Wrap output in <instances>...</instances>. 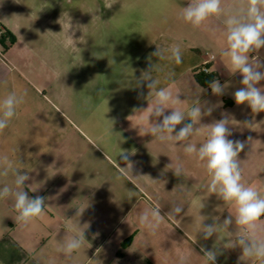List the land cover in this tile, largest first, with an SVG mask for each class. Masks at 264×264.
I'll use <instances>...</instances> for the list:
<instances>
[{
    "label": "crops",
    "instance_id": "crops-1",
    "mask_svg": "<svg viewBox=\"0 0 264 264\" xmlns=\"http://www.w3.org/2000/svg\"><path fill=\"white\" fill-rule=\"evenodd\" d=\"M136 1L140 4L133 9L142 13L144 47L137 58L129 59V71L113 79L115 72H65V53L61 68L52 59L47 72L22 71L14 54L22 32L6 0H0V28L6 36L0 39V98L14 90L26 93L25 103L0 133V156L16 161L29 175L25 191L30 197L46 198L44 214L28 225L17 221L12 198L0 200V264H179L182 254L189 256V264H205L202 246L217 250L216 264H258L241 260L242 250L231 248L235 226L229 228L232 235L218 228L213 237L203 239L200 224L222 222L233 209L207 191L210 177L204 164L183 151L184 142L140 136L136 126L147 113L134 112L155 99L154 91L148 96L146 84L136 86L141 70L155 65L152 76L160 81L158 87L179 92L181 110L186 112L198 101L216 105L201 124L225 115L231 118L229 139L246 144L238 157L242 182L256 185L264 194V112L253 114L247 105L235 104L232 93L241 87L242 77L229 73L222 55L227 48L224 21L246 6L244 0H221L223 14L198 28L179 15L189 0ZM12 36L15 44L8 47ZM173 44L182 50V63L152 55L156 47ZM210 50L218 57L209 75L229 84L219 97L196 78ZM29 53L38 57L31 48ZM259 55L264 59V49ZM125 57L116 53L109 61H129ZM203 140L197 133L188 142L199 145ZM121 149L131 153L132 170L121 172L126 167ZM177 163L184 169L181 177L171 170ZM14 179L11 171L0 174V188L15 189ZM153 203L160 204L162 215L175 205L183 207L174 219L165 217L155 235L138 223V214ZM78 210L84 211L77 215ZM82 233L85 244L71 257L56 251L65 239Z\"/></svg>",
    "mask_w": 264,
    "mask_h": 264
},
{
    "label": "clouds",
    "instance_id": "clouds-1",
    "mask_svg": "<svg viewBox=\"0 0 264 264\" xmlns=\"http://www.w3.org/2000/svg\"><path fill=\"white\" fill-rule=\"evenodd\" d=\"M116 2L117 0H110L105 7L111 8ZM244 3L245 7L228 15L224 21L227 48L222 55L229 73L231 75L238 73L242 77L241 87L232 93L235 104L247 105L253 114H259L264 112V87L260 86L264 81V59L259 55L261 49H264V0H244ZM222 14L221 0H189L188 5L181 8L179 15L184 22L198 28L210 17H219ZM57 22L62 27L60 32L63 33L62 46L65 49L78 50L77 40L74 39L75 29H72L68 13L61 16ZM152 55L158 59L173 60L176 64L182 63V50L178 44L167 48L156 47ZM154 67L155 65H152L147 70H141V75L136 80L138 88L146 84L149 90L148 96L153 91L155 94L154 101L148 103L146 109L134 110L135 113H147L142 117V123L136 126L139 128V135H151L161 142L173 141L178 145L184 142L183 151L204 164L210 177L206 185L207 191L233 209L222 222L214 221L210 225L201 223L200 233L203 239L208 240L213 237L218 228L232 235L233 231H229V228L235 226V240L231 248L239 247L242 250L241 260L247 258L258 264H264V219H262L264 194L256 185H246L242 182L243 170L238 157L246 146L245 142L229 139L232 135L231 118L227 115L210 124H201L202 118L211 116L216 105L198 101L196 106L186 112L181 110L178 106L183 100L179 98V92L174 93L170 87H158L160 81L152 76ZM208 86L212 94L218 97L226 94L229 88L228 83L221 84L218 79L210 81ZM25 97L24 91L14 90L0 98V133H3L17 115V109L25 103ZM167 110L171 111L167 112ZM245 124L251 123L245 122ZM179 125L183 126L177 130ZM197 133H202L203 142L199 145L189 143L190 138ZM119 155L126 164V167H121V172L125 168L132 170L133 164L129 161L131 153H125L121 149ZM171 164L168 166L171 167ZM0 168H3L0 174L7 176L11 171L15 177V189L8 185L0 188V200L8 198L14 200L13 206L18 213L16 219L24 225L40 218L44 214L46 198L42 196L32 198L25 191L26 182L30 179L29 175L26 172L22 173V168L17 166V162L6 155L0 156ZM171 170L177 177H181L184 172L180 163ZM182 211L183 207L175 205L166 215H162L160 204L153 203L151 207L138 214V223L149 234L155 235L159 232L165 217L174 219ZM82 212L78 210L77 215ZM85 241L84 233L75 235L65 239L56 251L71 257L83 247ZM201 252L205 264H216L218 256L216 249L206 250L202 246ZM179 264H189V256L182 254Z\"/></svg>",
    "mask_w": 264,
    "mask_h": 264
},
{
    "label": "rangeland",
    "instance_id": "rangeland-1",
    "mask_svg": "<svg viewBox=\"0 0 264 264\" xmlns=\"http://www.w3.org/2000/svg\"><path fill=\"white\" fill-rule=\"evenodd\" d=\"M108 2L110 0H6L11 19L22 32V41L14 50L17 66L24 72L31 68L47 72L46 64L52 59L61 68V57L65 53V72H115L113 79L120 78L121 72H128V64L133 63L129 59L137 58L143 50L142 13L135 9L140 4L136 0H117L111 8L105 7ZM67 13L75 29L74 39L79 48L75 51L65 49L61 43L62 27L57 21ZM7 40L8 47L15 44ZM101 40L104 43H100ZM30 48L37 58L35 54L30 55ZM116 53L123 54L129 61H109Z\"/></svg>",
    "mask_w": 264,
    "mask_h": 264
},
{
    "label": "built area",
    "instance_id": "built-area-1",
    "mask_svg": "<svg viewBox=\"0 0 264 264\" xmlns=\"http://www.w3.org/2000/svg\"><path fill=\"white\" fill-rule=\"evenodd\" d=\"M3 30L0 28V39L3 35ZM0 54L3 52L0 50ZM218 55L215 51L210 50L206 53L203 63L196 70V74H210V65L217 59Z\"/></svg>",
    "mask_w": 264,
    "mask_h": 264
},
{
    "label": "trees",
    "instance_id": "trees-1",
    "mask_svg": "<svg viewBox=\"0 0 264 264\" xmlns=\"http://www.w3.org/2000/svg\"><path fill=\"white\" fill-rule=\"evenodd\" d=\"M5 35H2L1 36V40H4L5 39ZM11 41L14 43L15 42V38L14 36L11 37ZM196 78L198 80V82L204 86H208L209 85V82L214 80V77L212 75H209V74H196Z\"/></svg>",
    "mask_w": 264,
    "mask_h": 264
}]
</instances>
